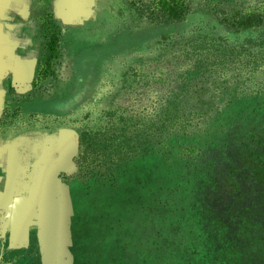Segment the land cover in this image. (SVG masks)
Listing matches in <instances>:
<instances>
[{
    "label": "rangeland",
    "instance_id": "374dc122",
    "mask_svg": "<svg viewBox=\"0 0 264 264\" xmlns=\"http://www.w3.org/2000/svg\"><path fill=\"white\" fill-rule=\"evenodd\" d=\"M114 1L109 10L116 19L103 21L99 35L89 25L69 30L68 52L60 58L52 48L54 32L63 28L52 21L47 0H36L33 34L42 62L51 58L55 73L43 69L41 86L51 89L29 99L24 110L66 123L50 130L46 120L11 108L1 135L67 128L78 136L79 127L68 119L82 120L88 112L96 117L119 105L133 114L156 112L178 89L180 74L191 73L189 64L160 50L163 33L176 41L196 28L232 41L259 34L229 30L201 6L183 21L151 25L127 0ZM62 80L66 85L54 91ZM186 99L201 112L202 128L144 148L109 181L84 182L75 169L62 172L51 181L54 194L43 189L35 197L37 226L0 222V264H264V86L249 94L234 72H221L201 78ZM51 209L63 213L60 220Z\"/></svg>",
    "mask_w": 264,
    "mask_h": 264
},
{
    "label": "trees",
    "instance_id": "16d2710c",
    "mask_svg": "<svg viewBox=\"0 0 264 264\" xmlns=\"http://www.w3.org/2000/svg\"><path fill=\"white\" fill-rule=\"evenodd\" d=\"M134 12L151 25H170L185 20L196 8L203 7L216 15L217 21L234 31H259L258 36H247L232 41L225 34L204 32L196 28L183 41H176L173 35L163 33L157 43L164 54H172L177 63L191 67L180 74L178 89H171L167 98L151 114H133L121 105L109 107L92 117L88 112L82 120L68 119L77 124V152L74 158L75 173L84 182L109 181L118 167L138 156L144 148L161 144L170 134H189L202 128V114L187 102L192 87L201 78H208L221 72H234L240 87L249 94L261 92L264 86V5L246 6L235 0H127ZM53 7L54 0H47ZM48 9V8H47ZM50 14L52 15V9ZM121 12V10H119ZM53 21V15H52ZM51 21V23H52ZM62 31L55 34L60 58L66 54L62 43ZM51 58L40 60L34 85L41 92L40 80L46 79L43 69L51 68ZM52 69V68H51ZM51 76L55 70H50ZM137 74V73H136ZM153 79H149L152 81ZM156 82L164 83V79ZM10 106H6L0 117V131L10 123ZM20 114V107H16ZM28 117L46 120L50 130L66 123L54 114H40L32 111ZM27 120V119H26ZM22 121V124L28 122Z\"/></svg>",
    "mask_w": 264,
    "mask_h": 264
},
{
    "label": "crops",
    "instance_id": "0c3cea01",
    "mask_svg": "<svg viewBox=\"0 0 264 264\" xmlns=\"http://www.w3.org/2000/svg\"><path fill=\"white\" fill-rule=\"evenodd\" d=\"M112 2L115 1L54 0L52 15L63 28L66 51L64 35L72 28L89 25L86 29L99 35L103 21L116 19L109 10ZM34 4L36 0H0V117L6 106L20 107L24 114L34 111L24 110L25 103L44 93L34 85L41 60L33 34ZM65 85L62 80L54 91ZM76 152L77 135L67 128L53 133L14 129L0 134V222L13 227L24 220L27 227L37 226L35 197L42 195L43 189L54 194L51 181H59L62 172L76 169ZM21 188L25 195L19 194ZM50 212L58 220L63 215L57 209ZM64 215L67 221V210Z\"/></svg>",
    "mask_w": 264,
    "mask_h": 264
}]
</instances>
